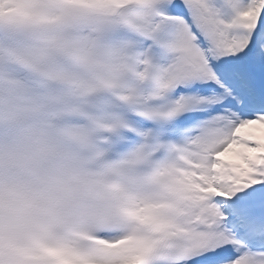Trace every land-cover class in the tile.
<instances>
[{
    "label": "snow or ice",
    "instance_id": "6c2138e0",
    "mask_svg": "<svg viewBox=\"0 0 264 264\" xmlns=\"http://www.w3.org/2000/svg\"><path fill=\"white\" fill-rule=\"evenodd\" d=\"M0 264H264V0H0Z\"/></svg>",
    "mask_w": 264,
    "mask_h": 264
}]
</instances>
